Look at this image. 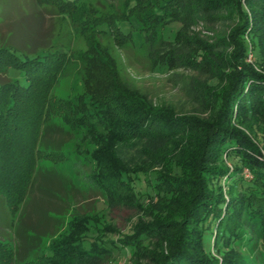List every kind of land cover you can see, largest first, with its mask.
Instances as JSON below:
<instances>
[{
  "label": "trees",
  "instance_id": "16d2710c",
  "mask_svg": "<svg viewBox=\"0 0 264 264\" xmlns=\"http://www.w3.org/2000/svg\"><path fill=\"white\" fill-rule=\"evenodd\" d=\"M29 1L35 14L56 12L85 38L87 49L76 54L84 89L71 98L55 94L73 57L53 43H44L39 55L34 47L41 45L20 48L0 40V195L11 215L19 211L14 237L31 250L30 256L18 257L0 241V264H84L116 247L131 252V264H248L228 247L231 239L250 240V234L264 242V144L245 130L254 128L248 116L264 121V0H128L123 17L97 14L84 0ZM1 13L0 27L13 26ZM132 18L138 29L130 30ZM196 19L212 26L214 42L187 34L189 21ZM171 21L183 23L174 32L175 44L198 40L200 45L178 55L170 49L163 61L209 69L213 87L226 76L224 86L210 90L214 114L208 119L153 105L146 94L126 85L97 38L109 34L121 43L144 33L153 39ZM249 55L254 64L247 62ZM8 68L18 70L24 83L12 78ZM77 136L86 142L82 153L94 165L89 176L106 204L129 203L142 215L131 233L116 232V240L93 239L86 245L83 233L90 224L97 232L108 226L99 228L98 216L79 213L68 232L42 246L41 236L54 238L69 212L73 185L55 164L64 159L61 149ZM140 140H172L173 148L164 150L161 163L126 167L119 148ZM140 175L145 191L135 190ZM223 178L229 180L227 198L219 185ZM213 226L227 248L218 256L204 243Z\"/></svg>",
  "mask_w": 264,
  "mask_h": 264
},
{
  "label": "rangeland",
  "instance_id": "374dc122",
  "mask_svg": "<svg viewBox=\"0 0 264 264\" xmlns=\"http://www.w3.org/2000/svg\"><path fill=\"white\" fill-rule=\"evenodd\" d=\"M84 1L87 6L90 5L95 8L97 14L101 12L123 17L122 7L128 0ZM32 8L29 0H0V23L2 15H4L1 13L3 11L7 15L6 17H9V23L13 25L5 27L2 25L3 27H0V40L4 38L3 40H9L10 43L20 48H24V45H29V48L34 45H41L40 47H34L37 48V54L39 55H42L44 51V43H53L56 47H59V50L62 49L70 53L73 58L66 65L64 75L58 80L55 94L61 98H71L84 89V82L81 78L83 68L80 64L81 62L77 60L76 54L77 52L85 51L88 44L85 38L76 32L74 33L67 19H63L56 12L43 11L42 15L35 14V12H32ZM130 20L133 22L131 27L129 26L130 30L133 28L138 29L139 23L136 19L132 18ZM182 26L183 23L181 21H171L159 29L153 39L150 34L146 37L143 36L144 33L141 34L142 37L139 33H135L133 34V40L125 38L126 41L121 43L108 36L109 34H103L100 37L97 36V38L115 59V65L120 77L125 81L126 85L146 94L153 102V105L161 108L169 107L175 114L194 115L208 119L210 115L214 114L210 103L212 101L210 90L211 88L217 89L224 86L227 81L226 76L220 78L221 80L218 81L217 86L213 87L211 84H216V81L211 79L212 72L209 69L182 66L179 61H172V59L167 63V61H163V58L165 52L170 49L177 51V55L178 53L193 51L195 46L200 45L198 40H204L207 41L206 43L211 44L214 42L212 38L214 31L211 25H206L201 19L189 21L187 34L189 33L198 38L197 42L199 43L195 44V41H185V44L181 46L175 44L174 32L182 29ZM11 29H15V31L8 37L6 34L4 36L3 32H9ZM228 39L232 40L230 37ZM229 43L232 44L231 41ZM17 50L22 51L19 48ZM228 51L229 53L233 52L234 47L230 45ZM251 58V55H249L246 60L254 64L251 62ZM197 59L200 58L198 57ZM254 67L257 72H262L256 64ZM8 69V73L12 78L18 79L20 83L23 82L24 77L18 70ZM248 119L250 120L249 125L254 123L253 130L250 127H246L247 129L242 127L248 131L254 141L263 145L264 121H258L254 117L249 116ZM171 141L140 140L136 145L122 146L119 148L121 163L126 167L150 165L151 161L161 163L159 159L163 155L164 150L173 148V142ZM84 145L86 146V142L77 136L61 149L64 159L55 165L73 185L69 196L67 195L70 208L68 215L62 218L63 225L59 227L54 238L47 235L41 236L42 246L60 234L68 232L70 220L79 213L98 216V219H101V223L97 225L99 228L108 226L106 229H101V231L97 232L95 226L90 224L89 231L83 233L85 234L84 244L86 245L93 239L96 241L98 239L103 241L116 240L118 238V233L116 232L131 233L134 225L138 222L139 216L142 215L138 207L131 206L129 203L123 205L121 203L115 205L106 204L108 202L105 195L98 191L97 185L94 184L89 176L94 171V165L91 164L88 155L82 153L81 149L84 148ZM223 158L227 159V162H232L228 157ZM50 163V161H44L42 165L48 166ZM159 168V165L153 167V169ZM140 176V180L135 183V190L145 191L144 176ZM221 180L219 185L222 187L224 197L227 198L228 193L224 190V187L228 185L229 180L225 178ZM144 199L141 197L140 200L144 201ZM18 213L19 211H16L11 215L10 209L4 202L2 195H0V241L19 257L23 253H28V250L14 237L20 226ZM143 218L145 220L150 219L148 216H143ZM210 229L207 231L210 238L206 236L204 243L214 256H218L227 248L225 249L222 240L218 237V229H215L214 226ZM32 233L30 231V234ZM229 243L231 244L228 249L233 248L236 252L239 251L242 256L250 261L248 264H264V242L259 241L256 236L250 234V240L246 241L233 238ZM30 251L28 253L29 256L31 255ZM131 258L132 255L128 249L116 247L111 253L102 255L97 260H86L84 264H117L120 261H124L125 264H131ZM143 262L147 263V260L142 259Z\"/></svg>",
  "mask_w": 264,
  "mask_h": 264
},
{
  "label": "built area",
  "instance_id": "2783aa9c",
  "mask_svg": "<svg viewBox=\"0 0 264 264\" xmlns=\"http://www.w3.org/2000/svg\"><path fill=\"white\" fill-rule=\"evenodd\" d=\"M243 172H244L245 177H248V178L251 177V173L249 171H247V169L243 170ZM117 264H125V262L124 261H120Z\"/></svg>",
  "mask_w": 264,
  "mask_h": 264
}]
</instances>
